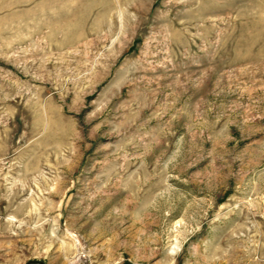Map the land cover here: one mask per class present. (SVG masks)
<instances>
[{"label":"rangeland","instance_id":"rangeland-1","mask_svg":"<svg viewBox=\"0 0 264 264\" xmlns=\"http://www.w3.org/2000/svg\"><path fill=\"white\" fill-rule=\"evenodd\" d=\"M264 264V0H0V264Z\"/></svg>","mask_w":264,"mask_h":264},{"label":"water","instance_id":"water-1","mask_svg":"<svg viewBox=\"0 0 264 264\" xmlns=\"http://www.w3.org/2000/svg\"><path fill=\"white\" fill-rule=\"evenodd\" d=\"M26 264H46V262L41 259H33L28 261Z\"/></svg>","mask_w":264,"mask_h":264}]
</instances>
